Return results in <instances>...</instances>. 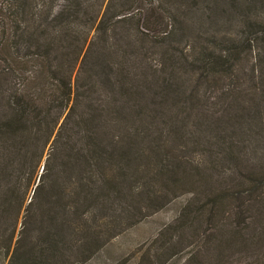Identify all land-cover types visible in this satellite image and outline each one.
<instances>
[{
    "label": "trees",
    "instance_id": "obj_1",
    "mask_svg": "<svg viewBox=\"0 0 264 264\" xmlns=\"http://www.w3.org/2000/svg\"><path fill=\"white\" fill-rule=\"evenodd\" d=\"M170 3L0 0V264H166L177 247L171 244L173 235L165 239L164 232L176 224L191 231L182 264H194L193 255L214 249L213 244L223 252L240 248L256 259L251 264L262 259L264 162L241 152L264 143V17L252 18L225 49L217 50L223 43L215 39L212 48L209 43L187 54L170 39L179 31V8ZM251 8L247 17L253 15ZM140 36H153L162 47L170 40L159 54L161 62L155 60L153 74L134 89L122 79L118 89L108 84L118 101L100 104L99 87L84 72L85 64L100 65L97 74L113 82L108 76L114 72L134 80L127 62ZM177 61L202 71L194 85L187 84L191 104L222 105L215 108L221 118L210 125L215 137L204 134L217 144L214 155L179 158L172 150L180 135L166 137L162 120L155 128L149 119L156 115L147 110L150 101L140 103L144 84L158 77L161 87L152 94L169 116L184 114ZM171 65L174 74L165 69ZM215 74L216 86L209 81ZM216 87L217 96L211 91ZM117 125L127 130L120 143L99 142L95 131ZM225 155L232 164L222 163ZM193 187L197 190L189 192ZM188 193L205 197L196 204L190 198L181 201L172 222L149 246H133L116 259L105 255L126 221L117 217L121 209L116 205L126 212L125 203L139 199L134 217L144 207L155 209Z\"/></svg>",
    "mask_w": 264,
    "mask_h": 264
},
{
    "label": "rangeland",
    "instance_id": "obj_2",
    "mask_svg": "<svg viewBox=\"0 0 264 264\" xmlns=\"http://www.w3.org/2000/svg\"><path fill=\"white\" fill-rule=\"evenodd\" d=\"M230 1L234 3V0H171L170 5H173L174 8H179V10H177L179 17L177 25L179 27V31L174 33L173 37H170L171 41L175 40V44L179 47V49L185 50L187 54L197 53L200 49H202L203 45H205L206 48L207 44L209 43V47L212 48L213 44L215 43V39L223 43H217V50L225 49L224 47L227 45H233L234 41L231 38L241 35L252 18L255 16L264 17V0H240L236 2V5ZM250 5L252 6L251 9L253 15L247 17L246 11L249 9ZM94 37L95 30L91 31V35L88 39L86 47L89 46ZM152 38L153 36H140L137 38V45L130 53L131 56L129 58L133 57V59L129 60L127 64L130 69L133 70L135 75L134 80H124L123 78L127 77L121 76L117 72H114L108 76L115 81L113 82L104 76L97 74L99 69L101 71L100 65L85 64L84 72L86 71L91 79V82H97V86L99 87V95H97L96 98L100 104H105L110 99L114 101L116 99L114 96L118 95H113L112 88H107L108 84L112 83L113 86L118 89L117 81L122 79L128 86L133 85L134 89V87H138V83L141 84L144 82V80H146V77L148 78V76L153 74L152 70L154 68H150V65H154L153 62H155V60L161 62V56L159 54L164 50V48H167L170 40L166 39L165 43L163 44L164 47H162ZM226 42L227 45L225 44ZM161 47L162 49L160 50L159 48ZM111 57L122 58V55L112 54ZM111 61L116 62L113 59H111ZM118 62H120V60ZM90 63H96V60L92 59ZM250 64L252 65V63ZM243 65H245L244 62ZM175 66L177 67V71L182 72L180 73L182 77H180L177 72V76L180 78L179 81H184V86L181 89L184 94L179 95V97L182 98L186 97V108L184 114L181 116H169L167 113L169 109L163 107L164 105L161 99L152 94V91L150 90L156 87H161L160 85L162 81L158 77H155L152 79V81L144 84L145 93H143L144 96L143 98L141 97L140 103L146 105L143 99L146 102L150 101L149 105H151V107H147V110L149 112H154L156 115H150L149 119L153 120L155 128H159L158 124L160 120H162L165 125L164 132L167 135L166 137L170 136L171 140H174L177 134L180 135H177L180 141L176 140V145H174V149L172 150L173 153L175 150L176 153L179 154V158L183 156H186V158L187 156L189 158H196L199 153H205L207 156H210L211 154L214 155L217 152V144L209 143L210 139L207 136L205 137L204 134L215 137V131L212 128L210 129V125H212V122L216 123L221 118V115L218 113V111L217 114L215 113V108L219 110V108H222V105L221 103L211 104V101L209 104L200 103L196 105L194 101L191 104L193 97H189V95H187L186 88L188 92L191 91L190 85L195 84V78L201 76L202 71L199 68L190 66L189 62L184 65L177 61ZM171 67H173V65L168 66L165 69H168L171 74H174V71ZM87 68L89 69L88 71ZM75 78L76 74H73V83L75 82ZM209 81L212 83L215 82L211 85L216 86L215 84H217V74L209 76ZM188 83L190 85H187ZM205 90L206 89H201V94L204 95ZM211 91H213L217 96V87L212 88ZM132 93L133 91H131V94ZM207 94L209 95V92ZM117 101L118 100H115L113 103L116 104ZM133 102L135 104H140L139 101ZM113 103L112 105H114ZM152 105L154 107H152ZM210 108L211 111L209 112ZM179 113L181 114L180 109ZM182 116L183 118L185 116V120L182 118ZM124 131L127 130H124V128L117 125L105 127L102 131L97 130L95 131V134L99 142L101 141L111 146L109 139H111V142L113 143H120L122 139L121 136L123 135ZM141 134L143 137H145L147 131H142ZM241 156H248L249 158L254 157L257 162H264V143L254 142L253 148L244 150L242 149ZM227 159L229 160L230 164H232V160L227 158L226 155L224 156L222 163L228 166ZM242 162L245 164L243 160ZM41 169L42 167L40 170ZM223 179L226 182L228 181V178L225 179V176H223ZM193 188H189V192L197 190L196 187ZM33 189L34 186L27 195V203L30 201V197L34 191ZM179 194H181V192H179ZM204 197L205 196L203 194L190 195L189 193L187 196L173 197L171 201L169 199L168 203L164 206H159L155 209L151 207H144L142 213L137 214L134 217H131L132 212H134V214L139 212L140 205L137 203L139 199L131 203H125L126 212L123 211L122 206L119 204L116 205V207L121 209V212L117 217L123 218V221H126L125 224L121 223V225L118 226L116 234L119 233V235L109 242L105 255L107 257L116 259L122 256L133 246H138L141 244L149 246V243L153 240L154 236L160 232L159 229L172 222L173 218L177 214V208L181 201H183L185 198H190V204H196ZM232 208L233 207H230V209ZM23 214L24 212L21 214L20 223H22L24 220ZM230 221H232V219L228 220V222ZM115 222H117V224L120 223L116 220ZM127 222H129V225L126 226ZM110 225L115 224L111 222ZM190 233L191 231H188V229H180L177 224L164 232L166 235L165 239L173 235L171 244L177 247V249L171 252L172 256L170 255L167 257V260H169L166 264H182L183 257L188 254L186 249L187 247L185 246H187L190 242ZM210 240H213V237L210 238ZM163 242L164 240L161 243ZM212 247L214 249L203 251L201 255L194 254L192 257L195 260L194 264H251L249 262L254 259V257L250 256V254L244 253L240 248L237 247L226 252H223L222 250L217 251L215 244H213ZM159 252L160 250L156 255L157 260L160 259L162 254ZM260 256L262 259L258 260L256 264L264 263V251L260 252ZM70 264H79V262L72 261ZM91 264L98 263L91 262Z\"/></svg>",
    "mask_w": 264,
    "mask_h": 264
}]
</instances>
